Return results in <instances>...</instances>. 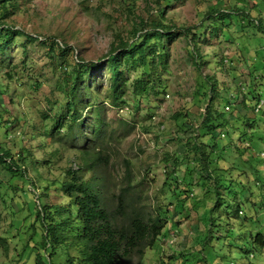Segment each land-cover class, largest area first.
<instances>
[{
  "label": "rangeland",
  "instance_id": "obj_1",
  "mask_svg": "<svg viewBox=\"0 0 264 264\" xmlns=\"http://www.w3.org/2000/svg\"><path fill=\"white\" fill-rule=\"evenodd\" d=\"M18 1L19 9L6 22L31 38L15 37L0 52V148L14 158L18 174L0 164V264H15L26 245L22 264H36V252L44 255L39 196L43 200L49 193L45 203H59L58 187L67 170L83 166L81 141L72 147L64 137L43 135L52 126L44 116L60 114L64 107L62 66L68 65L70 74L77 53L80 60L105 64L116 36L132 40L143 21L150 25L155 18L197 32L195 43L192 35L171 42L160 94L135 96L131 85L138 71L129 74L124 104L107 111L112 128L91 149L90 161L99 149L100 160L94 171L82 173L85 179L94 173L108 179L104 196L112 213L122 189L132 185L125 196L126 218L156 214L182 181L189 182L184 205L172 199L161 239L144 255L126 257L124 264H264V247L254 241L258 235L264 239V104L257 111L258 100L251 101L255 92L264 102V0H174L165 15L158 12L165 0ZM217 12H228L231 19L224 22ZM55 39L71 48L66 57ZM95 81L101 84L95 96L102 104L108 70L97 71ZM212 99L226 124L215 131L221 138L212 154L217 161L212 168L228 169L222 206L205 199L201 173L186 157L197 130L205 132L202 122ZM185 111L187 119L174 118ZM76 253L72 250L69 258ZM53 264L86 262L68 260L64 251Z\"/></svg>",
  "mask_w": 264,
  "mask_h": 264
},
{
  "label": "trees",
  "instance_id": "obj_2",
  "mask_svg": "<svg viewBox=\"0 0 264 264\" xmlns=\"http://www.w3.org/2000/svg\"><path fill=\"white\" fill-rule=\"evenodd\" d=\"M172 1L174 0H165V4L162 2L158 12L165 15V10ZM19 6L18 0H0L1 53L12 45L15 37H30L22 29H17L16 26L6 22L19 9ZM216 15H221L224 22L230 20L232 16L228 12H217ZM142 23L144 28L141 31L137 30L134 39L116 36L115 42L105 57V64L80 60L77 53L75 65L70 74H66L69 70L68 65L62 66L65 67V75L59 88L63 95L64 107L60 114L44 116L52 120V126H47L43 135L54 137L58 141L65 138L67 140L64 143L69 142L72 147H77L76 142L81 141L84 144L81 149L86 156L83 158L82 167L67 170L66 180L58 187V193L62 196L59 203H45V197L48 199L51 197L49 193L43 200L39 196L37 220L41 223L43 230L41 244L44 246V255L36 252V264H45V259L48 262L46 264H53L54 258L64 251L67 253L68 260L71 261H84L86 264H124L126 257L133 254L144 255L146 249L152 248L161 239L168 224L169 208L174 205L172 199H177L178 204L183 206L189 197L187 194L189 182L184 180L180 187L178 186L180 190L175 191L167 199L168 202L159 206L156 214L135 213L134 216L126 218L125 209L128 204H126L125 196L132 185L129 184L127 188L122 189L117 197L120 200L118 207L115 213H112L105 204L104 196V186L108 183V179L98 173H94L90 179H85L82 173L94 171V164L100 160L99 149L97 158L94 162L90 161L91 149L102 140L104 141L108 130L112 128V124L107 120V111L121 109L124 104V96L131 80L129 74L138 71L131 85L135 96L148 97L150 92L160 94L163 75L169 71L171 42L178 37L192 35L194 39L192 43H195L197 32H193L190 28H178L176 24H166L156 18L150 25H148V19ZM140 32L141 34L138 35ZM34 39L37 40V38ZM53 44L59 46L63 57H66L67 52L71 50L70 47L58 43L56 39ZM102 68L108 70L109 86L106 89L105 101L101 104L95 96L96 92L101 91V84L95 81V73ZM8 76L13 78L10 72ZM256 99L258 102L262 101L261 96L253 92L251 101ZM214 102L215 100L212 99L203 118L202 130L205 132L197 130L192 138L193 144L187 149L186 157L201 173L200 186L204 189L205 199L212 204L219 201L222 206L225 202L222 200L221 190L225 184V173L228 169L219 164L216 166L218 168H212L214 162L217 163L212 158V154L215 149H219L217 141L221 138V134L218 133L216 136L215 131L225 127L226 124L223 113L214 111L212 105ZM57 104L60 105V103ZM174 118L187 119V111L180 112ZM113 133L114 131L112 135ZM103 144L104 142L101 146ZM211 148L212 150H209ZM8 159L10 165L7 164ZM0 164H5L12 173L17 165L14 158L1 148ZM127 170V176L131 179L133 173L130 163L127 164ZM190 172L194 171L190 170ZM14 176L18 174L14 173ZM178 182L179 180L176 179L177 185ZM177 185L176 189H178ZM234 199V201L238 199L237 191ZM212 211L211 205L207 213L210 215ZM238 213H242V210L239 209ZM123 215L124 217H121ZM254 241L264 247V239L260 235ZM5 246L8 247L7 244ZM28 248L29 246L26 245L23 251L17 254L19 258L15 264H22L25 250ZM74 249L77 251L76 255L69 258V253Z\"/></svg>",
  "mask_w": 264,
  "mask_h": 264
},
{
  "label": "built area",
  "instance_id": "obj_3",
  "mask_svg": "<svg viewBox=\"0 0 264 264\" xmlns=\"http://www.w3.org/2000/svg\"><path fill=\"white\" fill-rule=\"evenodd\" d=\"M168 97H169V96H168ZM263 104H264V102H263V101H260V102L258 103V105H257V111H260V110H261V108H262ZM153 119H154V120H156V118H155V117H154ZM261 155H262V157L264 158V153H262ZM75 167L77 168V166H76V165H75Z\"/></svg>",
  "mask_w": 264,
  "mask_h": 264
}]
</instances>
